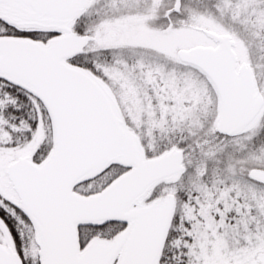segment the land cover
I'll use <instances>...</instances> for the list:
<instances>
[{"label":"snow or ice","instance_id":"obj_1","mask_svg":"<svg viewBox=\"0 0 264 264\" xmlns=\"http://www.w3.org/2000/svg\"><path fill=\"white\" fill-rule=\"evenodd\" d=\"M0 264H264V0H0Z\"/></svg>","mask_w":264,"mask_h":264}]
</instances>
